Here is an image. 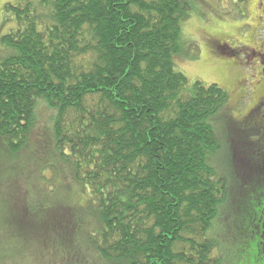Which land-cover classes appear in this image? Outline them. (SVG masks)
I'll return each instance as SVG.
<instances>
[{
  "label": "trees",
  "instance_id": "16d2710c",
  "mask_svg": "<svg viewBox=\"0 0 264 264\" xmlns=\"http://www.w3.org/2000/svg\"><path fill=\"white\" fill-rule=\"evenodd\" d=\"M190 1L4 6L14 27L0 37V233L9 234L0 240V264L32 239L12 224L16 195L7 192L20 178L11 156L28 145L43 107L52 111L50 134L44 149L35 146L33 163L44 188L26 208L37 207L36 222L72 264H86L80 245L101 264L256 261L259 127L232 125L223 89L189 86L176 71ZM73 190L79 204L69 201ZM42 203L50 209L40 211ZM219 231L227 248H220Z\"/></svg>",
  "mask_w": 264,
  "mask_h": 264
},
{
  "label": "rangeland",
  "instance_id": "374dc122",
  "mask_svg": "<svg viewBox=\"0 0 264 264\" xmlns=\"http://www.w3.org/2000/svg\"><path fill=\"white\" fill-rule=\"evenodd\" d=\"M19 1L0 0V37L14 27L11 20L5 21L4 6ZM261 1L264 2V0H192L190 3L193 9L189 14L190 17L181 25L183 60H177L176 71L186 77L189 86L198 82L204 86L214 84L223 89L228 95L227 112H231L228 113L230 117L228 120L239 128L243 124L244 114L253 112L264 103V57L260 59L258 56H252L253 50L257 51L259 47L262 52L264 51V30H259L261 27L257 21L261 16V5L263 6ZM184 54L192 58L184 59ZM254 60H258L260 65L254 66L256 64ZM51 112L47 107L39 111L38 122L28 145L15 156H11L20 165V178L17 182L13 181L8 185L10 191L7 192L11 196L14 192L16 195L13 198L16 200L14 211L17 212L15 216L18 223L12 222V224L22 228L20 232L25 230L32 239L23 246L18 243L15 253L5 256L1 264H72L69 255L62 254L65 251L61 248L59 250L56 241L49 239V228L36 222L37 207L26 208L30 197L38 200L35 196H40L44 188L40 166L33 163L36 161L37 152L33 151L35 146L36 150L47 146L45 144L50 134ZM225 120L223 126L219 128L220 136L226 130ZM249 123L252 126V122ZM221 143L223 145V140ZM220 162H222L221 167L224 166L223 170H227V180L230 179L232 175L229 172L227 157L222 155L218 165ZM44 176L49 179L51 173L45 172ZM65 182L71 184L70 179ZM46 193L44 192L46 195L44 198L48 200L54 196ZM69 201L72 204H79L82 199L76 190H73ZM48 209H50L48 205L43 203L39 207L43 212ZM220 213L224 211H219ZM237 213L238 210L234 212ZM85 220L89 221L87 224L90 223L88 217ZM230 223H232L231 217L225 225L230 226ZM220 228L224 230L221 226ZM219 232L216 238L219 242L222 240L220 248H227L228 240H225L227 238L222 236L221 231ZM5 235H9L7 231L0 233V240H4ZM226 236L232 238L233 234L227 231ZM64 244L67 243L64 241ZM79 247L80 255L85 260L80 259V262L101 264L90 247L81 245Z\"/></svg>",
  "mask_w": 264,
  "mask_h": 264
},
{
  "label": "flooded vegetation",
  "instance_id": "af4514ba",
  "mask_svg": "<svg viewBox=\"0 0 264 264\" xmlns=\"http://www.w3.org/2000/svg\"><path fill=\"white\" fill-rule=\"evenodd\" d=\"M261 3H263V6L261 5V12H260L261 16L257 18V21L261 27V29L259 30L263 31L264 2L261 1ZM257 51L253 50L252 56L253 57L258 56L260 59H262L264 57V51L262 52L260 47L257 49ZM254 62H256L254 66L260 65L258 60H254ZM243 122H252L254 123L255 127L257 126L259 127L257 134L255 135V142L257 143V145L254 146L255 149L253 150L254 151L253 155L257 157V161H259V157H260L261 164L258 163L260 165L258 166V164L255 163V169L257 173L255 179L258 185V189L256 191L257 213L255 215V222L257 223V226H256L255 242L253 243L252 247L256 252V261H253L252 264H264V103L261 104V106L257 107L255 110H253V112H249V113L246 112L243 117ZM259 143H261L262 145ZM258 204L260 205L262 204V206H259Z\"/></svg>",
  "mask_w": 264,
  "mask_h": 264
}]
</instances>
